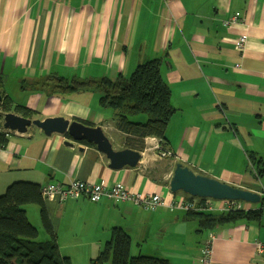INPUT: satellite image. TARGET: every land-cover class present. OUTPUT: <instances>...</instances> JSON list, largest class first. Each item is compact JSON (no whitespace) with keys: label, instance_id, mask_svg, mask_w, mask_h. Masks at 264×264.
I'll return each instance as SVG.
<instances>
[{"label":"crops","instance_id":"1","mask_svg":"<svg viewBox=\"0 0 264 264\" xmlns=\"http://www.w3.org/2000/svg\"><path fill=\"white\" fill-rule=\"evenodd\" d=\"M237 13L238 21L226 25ZM245 33L241 52L236 42ZM157 57L163 58L161 73L175 112L165 139H145L137 166L112 168L96 145L65 133L47 135L34 124L26 132L11 130L3 116L0 194L19 180L42 187L79 179L120 182L132 192L159 193L165 200L153 211L130 201L92 202L83 195L44 198L60 252L72 264H91L115 227L131 237L132 256L204 264V244L213 238L210 264L263 263L257 244L264 241V213L261 221L201 229L190 210L169 204L192 199L170 189L178 162L264 196V181L250 158L252 153L264 157V0H0V91L35 111L32 118L62 116L102 126L115 149L126 147V134L117 128L118 110L100 106L98 91L51 94L41 85L53 75L128 78L139 64ZM157 145L174 156L159 158ZM243 202L249 209L262 206ZM221 206L216 200L215 209L207 211L220 213ZM26 209L46 239L40 207Z\"/></svg>","mask_w":264,"mask_h":264},{"label":"trees","instance_id":"2","mask_svg":"<svg viewBox=\"0 0 264 264\" xmlns=\"http://www.w3.org/2000/svg\"><path fill=\"white\" fill-rule=\"evenodd\" d=\"M162 61V57H157L141 63L128 78L119 75L114 79L108 76L68 79L53 75L41 87L43 91L51 94L98 91L99 104L102 108L118 110L116 125L126 134V147L141 152L146 147L147 137L165 139L168 124L175 112L171 103V90L161 73ZM2 83L0 77V87ZM1 93L3 99L0 102V119H3L5 113L13 111L28 118L35 115L32 109L15 105L9 96L2 91ZM138 113L145 114L146 121L130 119L131 115ZM79 121L92 125L88 121ZM0 140L4 145L6 142L4 134H0ZM83 142L94 145L86 140ZM250 158L255 164L257 177L264 181V157L252 153ZM189 197L195 198L191 195ZM27 205L40 207V218L43 230L47 234L46 239L41 238L40 228L30 220ZM261 205L257 209L245 208L220 213L190 210L188 213L199 219L201 229H213L220 224L240 219L261 221L264 213V196L261 198ZM130 250L131 237L122 228L115 227L111 238L105 243L99 255L91 260V264H169L167 259L160 257L132 256ZM0 264H72L70 257L63 256L60 252L57 234L45 206L41 185L38 183L14 181L0 195Z\"/></svg>","mask_w":264,"mask_h":264},{"label":"water","instance_id":"3","mask_svg":"<svg viewBox=\"0 0 264 264\" xmlns=\"http://www.w3.org/2000/svg\"><path fill=\"white\" fill-rule=\"evenodd\" d=\"M3 95L0 91V102ZM34 124L40 127L47 135L53 133L68 134L76 141L86 140L93 143L109 159L110 166L115 169L124 166L135 167L139 164L142 154L138 150L128 147L115 149L111 139L100 125H88L79 120H69L62 116L28 118L15 112L4 114V126L18 132H26ZM71 144L72 142H67ZM173 192L183 191L192 196L212 197L215 199H239L257 203L261 201L260 193L243 187L231 185L217 178L197 173L182 162L176 164L174 174L170 181Z\"/></svg>","mask_w":264,"mask_h":264},{"label":"built area","instance_id":"4","mask_svg":"<svg viewBox=\"0 0 264 264\" xmlns=\"http://www.w3.org/2000/svg\"><path fill=\"white\" fill-rule=\"evenodd\" d=\"M237 13L230 20H226L225 24L230 25L236 23L239 19ZM248 40V34H242L237 42V48L242 52L245 49ZM239 66V64H237ZM0 140V149L2 147ZM157 150V156L159 158H166L174 156L169 150H164L161 146L155 147ZM41 193L43 198L57 197L60 201L76 198L79 195H83L92 202H98L103 198L114 201H130L135 205L140 206L146 210H156L159 206L165 205L166 202L159 193L146 194L142 192H132L125 185L118 182L113 185H109L107 182L92 183L82 181L79 179L71 180L67 184L60 183H48L41 187ZM216 199L208 197L204 199H180L176 203H170L172 208H181L184 210L204 211L214 210ZM221 209L223 211H232L238 209H245L244 202L239 199H221ZM258 252L264 257V241H260L257 244ZM213 254V238L206 240L203 247V263L210 264ZM264 264V261L263 263Z\"/></svg>","mask_w":264,"mask_h":264},{"label":"rangeland","instance_id":"5","mask_svg":"<svg viewBox=\"0 0 264 264\" xmlns=\"http://www.w3.org/2000/svg\"><path fill=\"white\" fill-rule=\"evenodd\" d=\"M140 116H146L145 114H143V113H138V114H136V115H131L130 116V119H134V121H139V120H137ZM1 195V194H0ZM216 200H220V199H216ZM39 213H40V209H39ZM33 214L31 213L30 214V218L32 219L33 218V216H32ZM29 216V215H28ZM32 223H36L35 222V218H33V221H32Z\"/></svg>","mask_w":264,"mask_h":264}]
</instances>
